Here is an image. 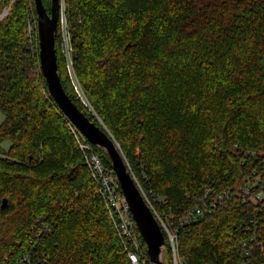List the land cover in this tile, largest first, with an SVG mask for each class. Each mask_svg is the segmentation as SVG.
Returning a JSON list of instances; mask_svg holds the SVG:
<instances>
[{
    "label": "trees",
    "instance_id": "16d2710c",
    "mask_svg": "<svg viewBox=\"0 0 264 264\" xmlns=\"http://www.w3.org/2000/svg\"><path fill=\"white\" fill-rule=\"evenodd\" d=\"M43 2L51 12L52 0ZM63 3L75 74L62 53L59 16L64 89L120 144L156 213L177 235L178 264H264L262 249L245 257L237 248L250 233L243 222L264 216L263 203L243 193L254 178L264 180V0ZM4 7L0 143L11 145L0 155V264H17L35 248L50 264H133L75 127L48 90L34 0H0V12ZM93 147L112 168L107 152ZM225 191L231 194L211 214L183 222L190 209ZM40 222L53 230L32 243ZM164 233V262L174 264Z\"/></svg>",
    "mask_w": 264,
    "mask_h": 264
},
{
    "label": "water",
    "instance_id": "95a60500",
    "mask_svg": "<svg viewBox=\"0 0 264 264\" xmlns=\"http://www.w3.org/2000/svg\"><path fill=\"white\" fill-rule=\"evenodd\" d=\"M34 3L37 13L40 64L51 96L85 138L107 152L138 231L147 246L151 264H165L166 237L162 222L133 174L120 144L99 117L98 124L77 106L64 89L55 46V34L63 0H52L51 12H48L43 0H34ZM7 203L8 200L5 198L2 207L5 208Z\"/></svg>",
    "mask_w": 264,
    "mask_h": 264
},
{
    "label": "built area",
    "instance_id": "2783aa9c",
    "mask_svg": "<svg viewBox=\"0 0 264 264\" xmlns=\"http://www.w3.org/2000/svg\"><path fill=\"white\" fill-rule=\"evenodd\" d=\"M60 19L63 34L62 53L66 58L70 74L74 78L73 47L68 30V22L65 16L64 3L61 6ZM74 131L79 145L85 153V161L91 168L94 178L100 183L102 196L130 261L133 264H146L142 260V241L137 231V224L113 168H109L105 164L101 154L94 150L93 144L85 138L79 129L75 127ZM243 193L248 195L252 201L258 203L262 202L264 205V180H260L258 177L254 178L251 182L246 184ZM230 194L231 191H225L224 194H220L217 199L211 201L209 204L205 203L203 206H195L184 216L183 222H189L211 214L218 206V202H220L224 196H229ZM161 222L163 230L167 233L173 249L174 264H178L177 235L172 232L162 220ZM39 224L40 228L34 230V235L31 240L32 243H34V238L41 236L43 232H52L53 230L52 226L47 222H40ZM243 225L246 231L250 233L249 236L241 238L238 241L237 248L239 252L245 257H252L257 249H262L264 251V216L252 215L249 220L243 222ZM17 264H50V258L45 251H40L38 248H35L23 252L19 256Z\"/></svg>",
    "mask_w": 264,
    "mask_h": 264
},
{
    "label": "rangeland",
    "instance_id": "374dc122",
    "mask_svg": "<svg viewBox=\"0 0 264 264\" xmlns=\"http://www.w3.org/2000/svg\"><path fill=\"white\" fill-rule=\"evenodd\" d=\"M49 2L51 3V0H49ZM63 2H64V0H63ZM50 7H51V5H50ZM9 9H10V7H4L3 10H1V12H0V19L4 18V16H6L8 14ZM34 23L36 24V21ZM30 30H32V26L30 27ZM4 117H5L4 114L2 112H0V123L4 120ZM10 145H11V141L10 140H5L2 143H0V155L4 154L5 151L8 150V148L10 147ZM142 260H143L144 263H146V260H145V258H143V255H142Z\"/></svg>",
    "mask_w": 264,
    "mask_h": 264
}]
</instances>
